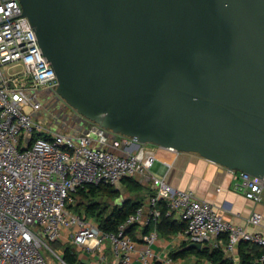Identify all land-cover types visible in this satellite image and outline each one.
<instances>
[{"label": "water", "instance_id": "obj_1", "mask_svg": "<svg viewBox=\"0 0 264 264\" xmlns=\"http://www.w3.org/2000/svg\"><path fill=\"white\" fill-rule=\"evenodd\" d=\"M19 1L79 116L264 177V0Z\"/></svg>", "mask_w": 264, "mask_h": 264}, {"label": "built area", "instance_id": "obj_2", "mask_svg": "<svg viewBox=\"0 0 264 264\" xmlns=\"http://www.w3.org/2000/svg\"><path fill=\"white\" fill-rule=\"evenodd\" d=\"M57 86L56 72L23 16L20 1L0 0V264H51L43 249L63 237L88 250L108 246L115 264H134L137 242L127 231L147 218L155 228L144 236L146 247L139 258L142 264H150L156 258L153 244L159 239L160 201L166 203L168 214L178 213L184 220L180 233L189 244L224 236L222 247L227 253L242 241L264 245L260 233L233 224L213 203L154 174L156 156L150 143L139 144L123 134L108 143V129L97 123L81 136L42 126L36 118L42 104L34 99L39 90ZM37 132L50 136L35 137ZM93 133L98 142L118 153L98 149L96 144L92 147ZM146 174H151L156 190L150 206H139L116 231L104 232L94 218L69 207L80 188L101 183L116 186L125 177ZM236 184L249 200H264V177L240 172ZM248 221L258 226L263 214L255 212ZM257 262L264 264V254Z\"/></svg>", "mask_w": 264, "mask_h": 264}, {"label": "crops", "instance_id": "obj_3", "mask_svg": "<svg viewBox=\"0 0 264 264\" xmlns=\"http://www.w3.org/2000/svg\"><path fill=\"white\" fill-rule=\"evenodd\" d=\"M49 113L53 116L52 112ZM150 149L156 156L154 174L163 175L166 181L177 189L194 191L197 198L213 203L226 220L244 226L250 233H260L264 237V200L254 202L238 190L236 183L239 180V171L230 170L196 153L173 152L156 145H151ZM151 174L139 175L135 178L141 183L138 191H134L133 185L131 188L134 190L129 191L123 182H121V187L116 185L122 194L119 201L141 196L143 205L148 208L150 195L153 194L155 188ZM255 212L263 214V221L258 226H254L248 221ZM172 217L178 222H184L178 213L173 214ZM149 224L152 226L148 227ZM154 228V224L148 218L131 228L129 234L137 242L134 264H142L139 254L146 247L144 236ZM180 232L162 233L159 231V239L153 244L156 258L150 264H213L206 257L194 253L185 256H172L173 253L180 251L185 244V239ZM60 240L68 242L64 237ZM222 245L223 238L220 236L203 243L202 248L211 249L214 246ZM77 251L79 258L86 264L116 263L108 246L92 250L77 247ZM226 254L233 258L235 264H239V246L233 252H226Z\"/></svg>", "mask_w": 264, "mask_h": 264}, {"label": "trees", "instance_id": "obj_4", "mask_svg": "<svg viewBox=\"0 0 264 264\" xmlns=\"http://www.w3.org/2000/svg\"><path fill=\"white\" fill-rule=\"evenodd\" d=\"M36 135L40 137L50 136L47 132H37L35 137ZM137 176L125 177L121 182L127 185L129 191L134 190L133 188H135L134 191H138L140 190L141 183L135 179ZM132 185L134 186L133 188H131ZM155 192L156 190L154 188L152 195H154ZM152 195H150V197ZM121 197V191L114 185L106 183H101L97 186L90 185L80 188L77 193L74 194L75 202L69 204V207L80 215L94 218L104 232H113L118 229L131 213L135 212L139 206L143 205V198L141 196L119 201ZM107 200L110 202L108 203ZM81 206L85 209H80ZM158 208L160 209L161 215L158 219L157 228L160 232L177 233L185 229L186 224L184 222H178L171 214H168L165 202L160 201ZM151 226V224L148 225V227ZM132 227L128 229V233L131 232ZM222 238L225 239L224 236H222ZM62 248V259L66 264H86L79 258L77 247L74 244L68 242L63 244ZM239 250V264H259L257 258L264 254V245L250 241H242L239 244ZM192 253L201 257H206L211 260L213 264H235L233 258L226 254L222 246H214L211 249L207 247L196 249L190 247V244L185 242L183 248L173 253L172 256H185Z\"/></svg>", "mask_w": 264, "mask_h": 264}, {"label": "rangeland", "instance_id": "obj_5", "mask_svg": "<svg viewBox=\"0 0 264 264\" xmlns=\"http://www.w3.org/2000/svg\"><path fill=\"white\" fill-rule=\"evenodd\" d=\"M37 94L38 97L34 99V102H40L42 106L37 111L36 118L41 125L46 127L49 131L66 132L74 136H81L87 133L92 127L93 122L79 116L73 108L58 96L54 89L45 87L39 90ZM49 112H52L53 116ZM106 135L108 137V143H112L117 138V134L109 130L106 131ZM92 137L95 140L92 147L96 144L98 149L112 150L118 153L117 150L111 149L109 145L98 142L97 134L93 133ZM121 154L126 155L123 152H121ZM117 186L121 187V182H118ZM107 202L109 203L110 201L107 200ZM80 209L84 210L85 208L81 206ZM63 244H65V242L58 240L49 243L48 246L43 249L44 255L51 264H66L62 259Z\"/></svg>", "mask_w": 264, "mask_h": 264}]
</instances>
